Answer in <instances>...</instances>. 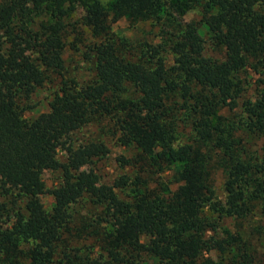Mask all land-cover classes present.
<instances>
[{
    "label": "trees",
    "instance_id": "16d2710c",
    "mask_svg": "<svg viewBox=\"0 0 264 264\" xmlns=\"http://www.w3.org/2000/svg\"><path fill=\"white\" fill-rule=\"evenodd\" d=\"M263 1L2 0L0 180L27 199L21 226L0 228V264H139L144 255L157 264H264V252L241 232L216 236L223 218L264 219V159L241 135H264V87L243 101L239 118L219 113L239 106L242 71L264 73ZM79 6L85 13L76 33L84 39L87 29L95 38L85 52L92 78L64 79L50 109L29 119L24 110L37 87L64 76L66 19ZM197 7L199 21L181 18ZM123 17L161 24L160 42L116 34L113 24ZM205 32L222 59L205 54ZM102 118L114 121L121 145L137 150L123 157L136 168L133 179L105 183L86 168L109 152L104 142L66 147L72 131ZM182 123L191 129L184 142ZM215 169L224 173V201L216 197ZM47 170L62 173L53 188L45 186ZM169 172L170 181L151 185ZM130 186L131 195L119 193ZM46 193L54 197L50 209L39 198ZM86 199L95 210L76 213ZM6 211L0 200V223ZM212 249L222 255H208Z\"/></svg>",
    "mask_w": 264,
    "mask_h": 264
},
{
    "label": "rangeland",
    "instance_id": "374dc122",
    "mask_svg": "<svg viewBox=\"0 0 264 264\" xmlns=\"http://www.w3.org/2000/svg\"><path fill=\"white\" fill-rule=\"evenodd\" d=\"M2 0H0L1 2ZM103 4H109L113 0H100ZM257 8L264 11V1L257 5ZM84 9L79 6L73 17L66 19V32H65V49L63 56L65 59L64 76L54 75L52 80H48L44 85L37 87L33 95L28 101L29 108L24 110L25 117L32 119L38 116L40 113L48 111L50 109L49 102L53 98L54 93L62 85V81L68 78H76L80 83H84L92 78L93 63L86 58L85 52L88 51V44L94 40L90 32L86 29L84 31V39L82 36L76 33V29L82 27L81 17L84 14ZM184 21H199L202 18V11L200 7L188 8L182 14ZM44 16L36 17V21H41ZM163 26L159 23L153 22H141L137 25H132L129 21L123 17L113 24V31L120 36L130 37L134 43L142 41L144 39L160 42L162 37ZM205 39V54L213 58L222 59L224 57V51L221 48H217L213 44V40L209 33H204ZM167 63L171 65L174 63V55L171 52L167 53ZM242 80L243 90L239 97V106L235 110L230 111L227 107L222 108L219 113L222 115H228L230 117L239 118L242 113V103L247 99H255L258 97L260 91L264 87L261 79H264V73H256L251 68H247L240 74ZM26 102V101H25ZM23 102V104H25ZM27 103V102H26ZM22 104V105H23ZM114 121L110 118L96 119L83 127L72 131L66 138V147H78L82 143L88 141L104 142L109 148V152L100 157H96L91 165H87L86 168H92L98 175L102 182L113 183L115 180L123 175H128L132 179L136 174V168L124 163L123 157H132L136 153L134 147H126L120 144L117 135L115 134ZM182 135L181 141L189 139L191 129L189 124L182 123ZM247 141V148L249 151L259 156L260 159H264V135L253 134L250 132H243L241 134ZM57 157L65 160L67 157L66 150L59 148L57 151ZM144 175V174H143ZM173 178L172 172L164 173L163 175H156L154 181L151 182L152 186L159 184V181L168 182ZM62 179V173L59 170H47L43 174V180L47 188H53L60 183ZM224 173L220 169H215L213 172V182L216 190V197L225 200L226 191L224 186ZM172 188H176L177 184H170ZM130 186L119 193L124 196L125 194L132 193ZM8 189V191L6 190ZM126 197V196H125ZM40 200L44 203L45 207L50 209L54 203V197L50 193L39 195ZM27 197L16 188H8L0 180V200L4 201L7 205V211L1 215L0 228H19L26 216V203ZM86 200L81 201L75 206V212L78 214H86L95 208L92 204ZM226 231L231 233L241 232L245 238L249 239L253 245L260 251L264 252V219L260 215H255L247 219V221L236 220L233 217L223 218L220 221V227L217 231V237H222L226 234ZM214 232H210L212 234ZM88 242V241H87ZM81 241L76 242L79 247L85 243ZM91 243V242H90ZM214 258L222 255L219 250L212 249L208 253ZM132 264V263H128ZM139 264H157L154 257L144 255L142 261Z\"/></svg>",
    "mask_w": 264,
    "mask_h": 264
}]
</instances>
